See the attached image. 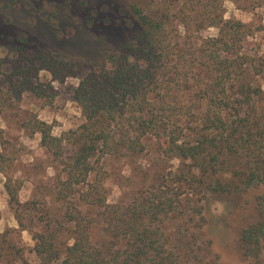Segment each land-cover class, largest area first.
<instances>
[{
  "label": "rangeland",
  "instance_id": "1",
  "mask_svg": "<svg viewBox=\"0 0 264 264\" xmlns=\"http://www.w3.org/2000/svg\"><path fill=\"white\" fill-rule=\"evenodd\" d=\"M192 4L183 0H0V129L3 152L9 158L4 170L18 187L20 202L19 206L9 203L0 172V264H38V233L53 235L54 244L64 250L72 242L74 210L94 219V241L105 239L97 215L102 207L92 204L96 195L124 207L152 193L175 202L161 226L169 234L171 247L182 254L181 264H264V238L254 254L246 253L240 239L244 228L261 219L264 183L231 192H207L203 198L185 182L193 168L190 161L166 154L153 135L137 153L99 148L90 158L86 179L73 185L66 199L57 197L85 122L74 89L101 54L107 58L112 51L129 52L120 46L144 29L131 5L152 9L165 18L169 51L163 77L158 79L160 95L154 101L166 94V132H175L179 140L195 139L200 119L189 114L204 106H200L205 101L198 88L216 71L208 54L217 52L219 59L240 64L239 78L264 88V0H193ZM218 15L236 24L237 30L229 24L219 33L210 23ZM219 36L225 41L214 40ZM21 46H26L28 57L41 52L59 56L71 72L64 68L55 77L39 62L31 64L26 55L15 54ZM21 59L28 65L24 75L11 73ZM203 68L214 71L206 75ZM256 98L252 99L255 110L242 107L241 115H249L251 124L264 116V99L257 103ZM226 112L233 118L234 108ZM120 116L114 130L132 132L127 115ZM33 117L51 124V133L61 138L60 151L53 153L41 144L40 134L30 127ZM53 264H62L61 259Z\"/></svg>",
  "mask_w": 264,
  "mask_h": 264
},
{
  "label": "trees",
  "instance_id": "2",
  "mask_svg": "<svg viewBox=\"0 0 264 264\" xmlns=\"http://www.w3.org/2000/svg\"><path fill=\"white\" fill-rule=\"evenodd\" d=\"M183 1L185 4L193 2ZM130 10L144 29L120 46L129 52L123 55L112 51L107 58L101 54L91 62L89 72L74 89L73 97L81 108L85 122L81 126L76 154L68 166L67 178L62 181L57 197L66 199L72 186L86 179L91 169L90 158L99 148L137 153L143 150L148 135L161 141L166 154L190 161L193 168L189 176L184 177L185 182L192 184L193 191L203 198L207 192H231L264 183V116L256 117L251 124L249 115H241L243 105L255 110L254 97H258L256 102L264 99L263 86L253 87L250 82L239 78L240 64L238 66L226 57L219 59L217 52L208 54L216 64V71L211 68H203L202 71L206 75L214 71L215 75L198 88L205 101L200 102V106H204L199 112L189 114L194 118L199 116L200 128L194 140H179L175 132L165 131L163 113L167 105L166 94L163 96V92L164 98H157L159 102L154 101L156 95H160L157 91L161 86L158 79L163 77L164 59L169 51L164 15L152 9L144 11L136 5H131ZM215 17L218 20L210 23L222 33L231 23L222 15ZM235 25L231 24L229 28L236 31ZM214 40L225 41L220 36ZM25 50L26 46H21L14 52L28 57ZM58 57L41 52L27 60L31 64L39 62L40 68L51 70L59 78L64 68L68 69L67 73L72 68ZM27 68L28 65L21 59L11 73L23 76ZM262 83L264 85V74ZM165 91L168 92L167 89ZM184 107L186 111L189 109L187 105ZM231 107L235 112L233 118H229L226 112ZM118 115L123 118L127 115V125L133 126L132 132L125 130L117 133L114 130L120 120ZM30 127L40 134L43 146L53 153L58 152L61 138L51 133V124L33 117ZM4 144L0 129V172L5 176L3 185L9 203L19 206L18 187L4 170L9 160L3 152ZM152 194L124 207L106 203L103 196L96 195L92 204L102 207L97 215L103 223L101 231L105 239L94 241L91 237L94 219L84 215L82 210H74L70 215L72 242L64 250L54 244L53 235L37 234L39 242L35 251L38 264H53V260L59 259L62 264H181L182 254L171 247L169 234L161 226L164 217L174 211L175 202L169 197ZM17 220L19 223L22 221L18 215ZM263 238L264 212L261 219L244 228L240 236L242 246L249 254L260 249Z\"/></svg>",
  "mask_w": 264,
  "mask_h": 264
}]
</instances>
